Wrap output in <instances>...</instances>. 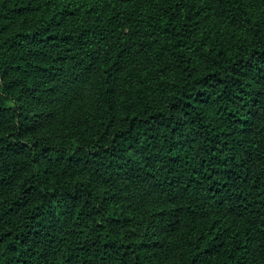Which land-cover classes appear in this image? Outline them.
Instances as JSON below:
<instances>
[{
    "label": "trees",
    "instance_id": "trees-1",
    "mask_svg": "<svg viewBox=\"0 0 264 264\" xmlns=\"http://www.w3.org/2000/svg\"><path fill=\"white\" fill-rule=\"evenodd\" d=\"M0 264H264V0H0Z\"/></svg>",
    "mask_w": 264,
    "mask_h": 264
}]
</instances>
